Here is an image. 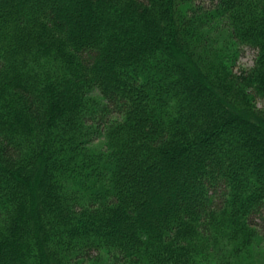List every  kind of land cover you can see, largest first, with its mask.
Returning <instances> with one entry per match:
<instances>
[{
	"label": "trees",
	"instance_id": "1",
	"mask_svg": "<svg viewBox=\"0 0 264 264\" xmlns=\"http://www.w3.org/2000/svg\"><path fill=\"white\" fill-rule=\"evenodd\" d=\"M258 99L264 0H0V264H249Z\"/></svg>",
	"mask_w": 264,
	"mask_h": 264
},
{
	"label": "rangeland",
	"instance_id": "2",
	"mask_svg": "<svg viewBox=\"0 0 264 264\" xmlns=\"http://www.w3.org/2000/svg\"><path fill=\"white\" fill-rule=\"evenodd\" d=\"M258 52L250 47H246L243 49L239 62L237 71L244 69H251L255 65V61L257 58ZM256 106L260 108H264V102L260 99L256 101ZM252 223L256 225L262 234L264 235L263 229V221L259 217H254L252 219ZM107 255H103L98 261L93 264H106L108 261L111 262ZM249 264H264V237L262 240L257 242L254 247L251 248L249 253ZM92 264V263H90ZM111 264H113L111 262Z\"/></svg>",
	"mask_w": 264,
	"mask_h": 264
}]
</instances>
